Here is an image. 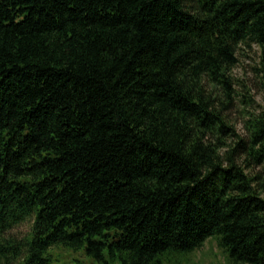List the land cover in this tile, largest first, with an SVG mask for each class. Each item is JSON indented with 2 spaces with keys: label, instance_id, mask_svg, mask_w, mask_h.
<instances>
[{
  "label": "trees",
  "instance_id": "1",
  "mask_svg": "<svg viewBox=\"0 0 264 264\" xmlns=\"http://www.w3.org/2000/svg\"><path fill=\"white\" fill-rule=\"evenodd\" d=\"M252 46L264 86V0H0V264H264Z\"/></svg>",
  "mask_w": 264,
  "mask_h": 264
},
{
  "label": "rangeland",
  "instance_id": "2",
  "mask_svg": "<svg viewBox=\"0 0 264 264\" xmlns=\"http://www.w3.org/2000/svg\"><path fill=\"white\" fill-rule=\"evenodd\" d=\"M239 63L234 67L232 76L235 89L240 94L250 92L253 98V104L246 107L244 100L239 97L236 105L227 113L229 122L236 128L237 132L246 136L245 130L246 114L243 108L259 115L264 111V86L257 73L260 51L256 46L241 47L238 52ZM31 229V223L26 222L11 231L15 238L22 239ZM55 264H92L84 252H73L69 250H60L55 254ZM223 253L218 248L216 241H209L203 249L190 257V264H226Z\"/></svg>",
  "mask_w": 264,
  "mask_h": 264
}]
</instances>
